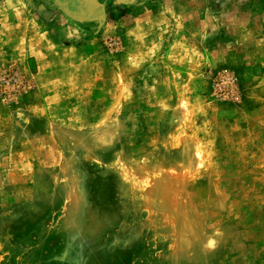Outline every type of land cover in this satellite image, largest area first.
Here are the masks:
<instances>
[{
	"label": "rangeland",
	"instance_id": "obj_1",
	"mask_svg": "<svg viewBox=\"0 0 264 264\" xmlns=\"http://www.w3.org/2000/svg\"><path fill=\"white\" fill-rule=\"evenodd\" d=\"M69 1L0 0V264H264V0Z\"/></svg>",
	"mask_w": 264,
	"mask_h": 264
},
{
	"label": "flooded vegetation",
	"instance_id": "obj_2",
	"mask_svg": "<svg viewBox=\"0 0 264 264\" xmlns=\"http://www.w3.org/2000/svg\"><path fill=\"white\" fill-rule=\"evenodd\" d=\"M72 3H73V0H70ZM70 1L68 2L69 4H70V6H69V8H68V10H70V11H72L71 12V14H76L77 12H78V6L77 5H75V4H72L71 5V3H70ZM76 1H78V0H76ZM91 10L90 11H92V9H93V4L91 3ZM81 11H84V9H82V8H79ZM75 17H77V16H75ZM79 18V17H78Z\"/></svg>",
	"mask_w": 264,
	"mask_h": 264
},
{
	"label": "crops",
	"instance_id": "obj_3",
	"mask_svg": "<svg viewBox=\"0 0 264 264\" xmlns=\"http://www.w3.org/2000/svg\"><path fill=\"white\" fill-rule=\"evenodd\" d=\"M77 3H79L78 10H80L79 8L84 9V7H83L82 3L80 2V0H78L77 2H76V0L74 1V4H75V5H76ZM96 7H97V6H96ZM77 14H78V13H77Z\"/></svg>",
	"mask_w": 264,
	"mask_h": 264
}]
</instances>
